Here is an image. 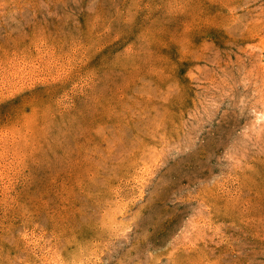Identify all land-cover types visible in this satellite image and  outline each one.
Instances as JSON below:
<instances>
[{"label":"rangeland","instance_id":"1","mask_svg":"<svg viewBox=\"0 0 264 264\" xmlns=\"http://www.w3.org/2000/svg\"><path fill=\"white\" fill-rule=\"evenodd\" d=\"M0 264H264V0H0Z\"/></svg>","mask_w":264,"mask_h":264}]
</instances>
